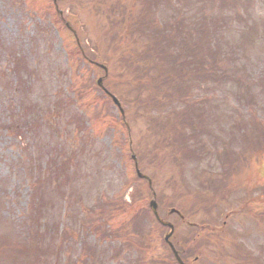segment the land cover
I'll list each match as a JSON object with an SVG mask.
<instances>
[{"label":"rangeland","instance_id":"1","mask_svg":"<svg viewBox=\"0 0 264 264\" xmlns=\"http://www.w3.org/2000/svg\"><path fill=\"white\" fill-rule=\"evenodd\" d=\"M115 1L0 0V264H174L165 230L133 231L151 196L130 148L185 264H264V0H121L114 24Z\"/></svg>","mask_w":264,"mask_h":264},{"label":"trees","instance_id":"2","mask_svg":"<svg viewBox=\"0 0 264 264\" xmlns=\"http://www.w3.org/2000/svg\"><path fill=\"white\" fill-rule=\"evenodd\" d=\"M162 2L164 3V4H166V1L165 0H162ZM114 5H113V8L111 9V11L110 12H108V13H106V18L109 20V21H111V22H114V24H116L117 22H118V15H119V12H117V13H115L114 12V10L113 9H120L121 8V6H122V2H121V0H117V1H115L114 3H113ZM157 4H158V0H154V2H153V7L154 8H156L157 7ZM102 6H103V3H102ZM103 9H105L104 8V6L102 7ZM166 8H168V4L166 5ZM124 9H126V8H124ZM118 11V10H117ZM141 15H145V13H144V11H141V13H140ZM111 22H108L107 21V23L109 24V25H111V27L113 28V24H111ZM163 32L162 31H159V33L157 34L158 35V37L162 34ZM116 36L114 35V38H115ZM173 41H175V40H173ZM173 41H165V42H172V44H173ZM116 42H122V41H115V43ZM157 45H159V44H157ZM158 47V52H157V54L155 55V56H143V59H145V60H147L148 61V63L149 64H151V65H153V67H154V70L152 71V73H153V75L154 76H157V73H158V67H162V68H166V65H165V62L166 61H164V62H161V61H158L157 59L158 58H161V56H164L165 54H164V52H163V50L161 49V47L160 46H157ZM116 48V47H115ZM152 49H156V46H153L152 47ZM121 56V55H120ZM121 57H125L124 55H122ZM163 58V57H162ZM164 59V58H163ZM13 64V71L15 72V75L16 76H18V75H20V72H22L23 73V71L25 70V67L23 66V64H22V61L21 60H17L16 62H13L12 63ZM113 65L114 66H117L116 65V63L115 62H113ZM119 66L120 67H123V64L122 63H119ZM118 67V66H117ZM24 68V69H23ZM161 68V69H162ZM21 69H23V70H21ZM144 71V68L143 67H141L140 69H139V72L140 73H142ZM166 80L167 81H170L171 80V78H170V76H167L166 77ZM142 88H145V85L143 84L142 85ZM135 93H136V101H137V104H139V105H141V103H140V101H139V95H140V86L139 87H137L136 89H135ZM149 93V94H148ZM147 93V95L144 97L145 99H146V104L145 105H153L155 108H157V106H158V101H157V99H156V95H153V93H151V92H148ZM57 103H59V102H57ZM57 103H53V105H54V107H53V109H52V112H54L55 113V110H60V106L57 104ZM143 109H144V107H143ZM145 110V109H144ZM76 116H77V124H79V121H80V124L78 125L79 127L78 128H80V127H82L83 126V122H82V118H81V115H79V114H75ZM181 120H182V123L185 125V126H189L190 125V122H189V116H187V117H185V116H183L182 115V118H181ZM183 138V136L181 135V134H179L174 140H173V144H174V147L177 149V150H180V140ZM191 138H195V136L193 135V137H191ZM182 152H186L185 150H182ZM230 165V162L227 164V165H225L226 167H228ZM202 186H205L206 185V183L204 182V181H202ZM136 218L138 219V225L137 224H133V231L135 232L136 231V228H137V231L136 232H138V234H139V236H138V238L140 237V238H142V236H143V234H144V232L143 231H145V228L147 227V225L151 222L152 224H154V225H157L158 226V224H156L155 223V221H154V219H153V217H152V215L150 214V212L146 209V210H143L140 214H138L137 216H136ZM135 218V219H136ZM148 221V222H147ZM188 225V227H190V229H192L193 230V233H192V235H193V239H190L189 241L192 243V242H197V248H196V250L199 252L200 250H202V249H205L206 247H207V243H206V240H204V236H206V235H211V234H208L207 233V230H209V228H207V227H205L204 226V223H197V224H195V225H189V224H187ZM158 228L160 229V230H165L164 228H162L161 226H158ZM203 237V238H202ZM160 242L162 243V245H164V246H166V244L163 242V240H160ZM177 247L178 246H175V248L177 249ZM166 249L169 251V249H168V247L166 246ZM177 251H178V249H177ZM170 252V251H169ZM178 253H179V255H180V257H181V259L184 261V257L182 256L183 254L181 253V252H179L178 251ZM195 256H197V255H195ZM170 257H172V254H171V252H170ZM173 258V257H172ZM173 261H174V264H176V262H175V260L173 259ZM152 264H165V260H153V262H151ZM150 263V264H151ZM148 264H149V262H148ZM247 264V263H246Z\"/></svg>","mask_w":264,"mask_h":264},{"label":"water","instance_id":"3","mask_svg":"<svg viewBox=\"0 0 264 264\" xmlns=\"http://www.w3.org/2000/svg\"><path fill=\"white\" fill-rule=\"evenodd\" d=\"M59 14H60V12H59ZM99 84H100V81H99ZM112 100H113V102L119 107V104H118V102L115 100L114 97H112ZM120 111H121V113H122V115H123L122 110H120ZM133 159H134V157H133ZM135 167H136V162H135ZM136 173H137V176H138L139 178H143V179H146V180L148 181V186H149V188L151 189V182H150V180H149L146 176L141 175V174L138 172V170H136ZM151 191H152V189H151ZM155 197H156V195H155V193L152 191V199H151V201L149 202V208H150L151 212L153 213L155 219L158 221V223H160L162 226H165V227H168V228H169V233H168L167 235H165L164 240L168 243V246L170 247V249H171V251H172V253H173V256H174V258L176 259L177 263H178V264H183L182 261H181V260L179 259V257L177 256V252L174 250L173 246L168 242V238L170 237V235H171V233H172L173 226H172L170 223H168V222H164L163 220H161V219L159 218V216H158V214H157V210H156V209H157V205H156V202H155ZM172 212H173V211H172Z\"/></svg>","mask_w":264,"mask_h":264}]
</instances>
